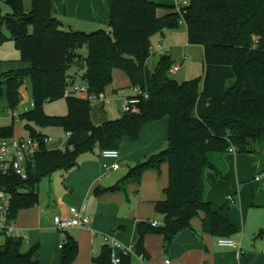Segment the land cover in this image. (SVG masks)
I'll return each instance as SVG.
<instances>
[{"label": "trees", "instance_id": "1", "mask_svg": "<svg viewBox=\"0 0 264 264\" xmlns=\"http://www.w3.org/2000/svg\"><path fill=\"white\" fill-rule=\"evenodd\" d=\"M5 3L12 13L4 16L0 6V48L13 41L21 53L18 63L24 67L4 72L0 60V100L15 110L20 88L30 80L33 108L20 119L39 144L27 163V179L0 173V190L12 196L10 221L39 204L43 180L73 170L83 155L96 149L119 151L125 138L137 143L144 126L168 118V147L137 162L114 187L96 191L97 196L126 193L129 185L141 184L147 172L160 174L163 165L169 167L166 199L155 203L163 223L158 227L139 223L134 253L121 254L118 264H133L134 256L142 257L146 264L154 262L146 249L147 236H161L167 251L180 233L195 231L192 221L200 214L204 215L203 231L212 237L233 239L239 235V227L215 212L207 200L206 172L212 170L223 179L228 170L224 158L232 149L238 155L264 154L257 150L258 146L264 148V0H189L183 16L175 12L161 18L157 16L161 5L155 1L114 0L110 31L91 33L64 30L52 13V0H30V9L26 0ZM181 23L186 25L188 44L203 48L202 81L174 80L170 75L174 63L168 54L161 56L154 73L149 70L152 38ZM83 49L87 50L85 58ZM75 63H85L83 84L91 95L106 93L114 73L122 71L131 88H140L149 99L120 119L96 126L89 99L65 97L75 85L68 74ZM63 99L68 104L66 116L44 113L47 104ZM51 127L70 134L65 149L50 150L47 136L37 130ZM0 136L14 137V127L0 129ZM255 207L264 208V204L256 202ZM2 238L0 264H40L35 259L39 246L24 252L21 238ZM79 250L77 240L68 236L59 264H74ZM93 263L113 264L108 245L93 257Z\"/></svg>", "mask_w": 264, "mask_h": 264}, {"label": "crops", "instance_id": "2", "mask_svg": "<svg viewBox=\"0 0 264 264\" xmlns=\"http://www.w3.org/2000/svg\"><path fill=\"white\" fill-rule=\"evenodd\" d=\"M152 1L161 5L157 11V16L160 18L177 12L174 0ZM113 3L114 0H52V13L62 23L64 30L87 33L99 30L109 32L110 28L109 30L107 28L111 18ZM159 45L162 44L159 43ZM156 51L153 50V55L157 54ZM81 53L84 58L87 57L86 49H83ZM1 68L3 67L1 66ZM71 77L75 78L74 75ZM74 82L76 84L75 79ZM103 95L107 98L105 93ZM105 104L103 102V107H105ZM91 117L96 126H100L107 121H112L107 119V115H104L105 118L97 120L93 116V111ZM12 118L16 119L17 117L13 115ZM169 127L170 121L166 118L144 126L137 143H133L128 138H125L119 150L120 158L116 161L120 165L118 170H107L104 166H110L115 161L102 159L101 152L96 149L93 153L83 155L79 159L78 166L73 170L56 173L59 174L62 180V192H58V194L52 193L50 197L49 207H52L53 212L42 210L40 208L41 200L36 208L20 212L17 219L12 222V237L21 238L31 249L39 246V252L36 254L35 259L40 264H59L62 257L61 254L57 253L53 257H45L44 251H41L40 243L43 241L45 234L43 230L46 229L43 223L44 215L48 216V214L52 213L54 219L55 217H68L71 209L75 208L85 210L86 216L91 221V228L74 229L73 238L78 239V241L86 246L87 241L94 244L97 238L102 237L103 248L106 245L104 236L109 235L118 240L123 247L133 249L138 240L137 225L139 223L157 222L160 225L163 223V218L159 221H151V218L146 216L142 207L143 203H151L155 206L156 202L164 199L160 194V187L154 191L147 192L146 196L142 194L139 200L135 198L126 200L121 193H104L97 196L96 191L98 189H109L117 185L126 176L124 172L121 173L122 165L126 163L132 164V167L129 165L130 172L137 162L144 161L152 155L165 150L168 147ZM37 130L45 134L51 140L50 143L53 142V139L48 136L44 129L37 128ZM66 138L68 142V135H66ZM67 142L58 148H49V146L48 148L50 150H63L66 148ZM227 155L224 160L228 170L223 179H218L212 170H208L214 174L210 173L206 175V182L212 183V188L208 189L207 200L212 204L215 212L237 225L240 221L239 213L244 209L254 208L258 199L264 194L262 190H255L253 195L251 194L249 197L245 195V188L252 184L251 181L254 180L255 183L261 181V164L257 156L256 159L250 160L247 159L248 157H245V154H236L235 167H233L232 160ZM247 163L255 175L251 179L244 178L243 169ZM148 174L144 176L146 177V182L156 183L157 176L151 172ZM226 184L227 192L225 195L227 204H219L213 195V189L216 187L223 189V185L225 186ZM167 186V182L161 185L163 193ZM39 196L41 199L40 189ZM229 196L234 197L235 203H231L228 200ZM203 217L204 215L202 214L198 221H192L195 231L187 230L180 233L167 251L164 249L163 238L161 236H147L146 249L151 257V261L163 262L170 260L171 264H264L263 261L256 260L249 252H244L238 241L234 238L233 240L238 246L237 248L220 247L217 244V238L203 231ZM155 244H157V248L154 247ZM61 247L62 245H59V250L62 251ZM92 249L95 251L94 245ZM92 264H94L93 258Z\"/></svg>", "mask_w": 264, "mask_h": 264}, {"label": "rangeland", "instance_id": "3", "mask_svg": "<svg viewBox=\"0 0 264 264\" xmlns=\"http://www.w3.org/2000/svg\"><path fill=\"white\" fill-rule=\"evenodd\" d=\"M6 0H0V6L2 9V14L4 16L12 13L10 7L5 3ZM26 7L30 9L31 4L30 0H26ZM176 7V6H175ZM109 30V26L107 28ZM4 33L7 37H10L7 30L4 29ZM162 44L166 48H169V56L174 63L173 68L170 72L171 77L179 83H183L193 79L203 80L204 75V51L201 46L189 45L187 41V28L184 23H181L180 27L177 29H166L163 33H159L154 36L151 40L152 52L157 50L158 44ZM158 51V50H157ZM156 51V52H157ZM86 55V54H85ZM84 55V56H85ZM161 58L160 53L152 55L148 62V67L151 73L156 71V67ZM21 59V53L16 48V45L13 41L5 42L0 48V60L3 62L2 71L7 72L12 69L23 68V64L18 63ZM174 67H178L175 70ZM84 70L78 69L75 66L69 70V75L75 76L76 84L82 85ZM75 84V85H76ZM20 103L15 110L9 109L5 100H0V128L3 127H14V137H27L28 134L24 130L25 122L20 119V116L28 111L32 110V86L29 79H26L20 88ZM106 96L109 102H106L105 107H103L102 101H94L93 103V116L97 120H101L104 115L108 116V120H118L124 115V105L128 98L135 97V90L131 88L130 80L127 75L122 71H116L114 74L113 84L106 91ZM44 113L51 117H64L68 114V104L67 100L63 99L54 103L47 104L44 107ZM13 115H16V119H13ZM45 132L53 139V142L49 143V148H58L61 145L67 142L66 134L60 128H47L44 129ZM257 150L260 153H264V148L257 147ZM237 154V153H236ZM236 154L229 153L227 156L231 158L232 165L235 167ZM247 159L253 160L258 157L262 167L261 181L255 183L254 180L251 181L252 184L248 185L245 189V195L249 197L251 194H254L255 190L264 191V154L256 155L245 154ZM129 165L132 167V164L126 163L122 165L121 173L125 175L129 172ZM235 170V169H234ZM244 178H253L255 175L247 163L245 165ZM154 173L157 176L156 183L146 182V176L148 173ZM214 174L211 171H207L206 175ZM56 174V173H55ZM150 175V174H148ZM143 176V182L141 184H131L127 187V192H114L121 193L124 195L126 200H131L135 198L136 200L140 199V196L147 195V192L154 191L156 188L160 187L161 196L164 198L159 201L166 199V196L163 193L161 185L164 182L169 184V167L167 164L163 165L161 173L154 171H149ZM149 177V176H148ZM151 183V184H150ZM150 184V185H149ZM208 188H212V183L207 182ZM168 187V186H167ZM40 191L42 198L40 203V208L42 210L53 212L52 207H49V200L52 193L62 192V180L60 179L59 174L53 175L51 178H47L42 181L40 184ZM227 184L223 189L216 187L213 189V195L216 198V202L227 204L226 195ZM259 204H264V194L257 201ZM216 203V204H218ZM37 207V206H36ZM35 207V208H36ZM143 210L146 216L151 218V221H159L162 216L157 214L155 211V206L151 203H143ZM34 209V208H33ZM31 210V209H30ZM202 214H200L201 216ZM257 215V216H256ZM240 221L237 223L239 227V235L234 237L241 246V249L244 252H249L253 257L258 261L264 262V208H247L239 213ZM198 218H195L193 221H198ZM44 236L43 241L40 243L41 251H44L45 257H53L57 253L61 254L62 251L59 250V245L64 246L67 237H72L74 229L81 230V228H73L68 231H59L56 229L54 224V215H44ZM83 232V231H82ZM85 233V232H83ZM73 238V237H72ZM102 237L96 239L94 244H91L90 241H87L86 246L83 245L78 239L79 243V256L74 262V264H92V258L98 257L101 254L103 240ZM5 239L0 238V244H2ZM94 245V250L92 246ZM157 248V244L154 245ZM31 249L26 242L23 244V251L28 252ZM133 264H141L137 256L133 258Z\"/></svg>", "mask_w": 264, "mask_h": 264}, {"label": "built area", "instance_id": "4", "mask_svg": "<svg viewBox=\"0 0 264 264\" xmlns=\"http://www.w3.org/2000/svg\"><path fill=\"white\" fill-rule=\"evenodd\" d=\"M177 12L183 16V9L189 6V0H174ZM170 51L163 45L158 46V51L161 56L167 55ZM178 68L176 67L175 70ZM135 97L127 99L124 105V112H131L140 105L143 99H149V95L144 93L140 88H134ZM77 96L84 99H89L91 102L102 101L104 103L109 102L103 94L100 96L91 95L89 87L86 84L72 85L65 93V97ZM16 117V115H14ZM70 134H68V137ZM50 139L47 138L45 143H50ZM39 149L38 142L30 137H1L0 136V173L3 175L15 174L21 179L25 180L28 177L27 163L31 161L36 155ZM231 153H236L235 149L231 150ZM101 157L104 160L115 161L114 164L104 167L107 170H118L120 165L116 161L120 158V151L118 150H105L101 152ZM231 203H235V199L232 196L228 197ZM12 196L5 190H0V238L10 237L13 234L12 221H10ZM54 224L59 231H68L73 228H91V221L86 216L84 209H71L68 217H55ZM152 226L158 227L159 223L153 222ZM104 241L108 245L111 251V260L113 264L120 262L121 254L134 253L133 249H127L116 240L114 237L105 235ZM217 244L220 247L237 248V243L233 239L220 238L217 240ZM62 248V247H61ZM120 251V253H119ZM141 264H146L142 257H138ZM149 264H171L170 260L163 262H151Z\"/></svg>", "mask_w": 264, "mask_h": 264}, {"label": "water", "instance_id": "5", "mask_svg": "<svg viewBox=\"0 0 264 264\" xmlns=\"http://www.w3.org/2000/svg\"><path fill=\"white\" fill-rule=\"evenodd\" d=\"M74 66H75L76 68H78V69H82V70L85 69V63H75Z\"/></svg>", "mask_w": 264, "mask_h": 264}]
</instances>
